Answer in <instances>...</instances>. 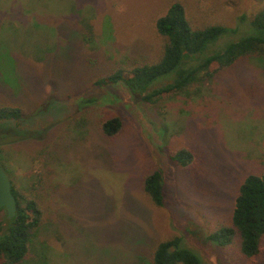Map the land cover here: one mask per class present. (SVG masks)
Segmentation results:
<instances>
[{
  "label": "rangeland",
  "instance_id": "1",
  "mask_svg": "<svg viewBox=\"0 0 264 264\" xmlns=\"http://www.w3.org/2000/svg\"><path fill=\"white\" fill-rule=\"evenodd\" d=\"M175 1L196 27H236L264 8V0H0V106L26 116L19 129L0 120V165L46 212L37 239L47 248L35 246L33 264H154L156 244L173 239L203 264H264V238L250 258L236 237L209 239L231 225L244 180L264 174V56L154 102L122 81L96 83L159 58L156 20ZM116 115L123 128L108 137L102 124ZM181 149L193 154L188 165L170 162ZM155 168L162 206L143 185Z\"/></svg>",
  "mask_w": 264,
  "mask_h": 264
},
{
  "label": "trees",
  "instance_id": "2",
  "mask_svg": "<svg viewBox=\"0 0 264 264\" xmlns=\"http://www.w3.org/2000/svg\"><path fill=\"white\" fill-rule=\"evenodd\" d=\"M246 23L241 28L240 25ZM158 33L164 38L162 54L152 62L134 67H119L115 72L96 81L99 85L124 82L134 95L150 102L163 97L164 93L189 91L192 86L213 80L219 70L227 69L249 56H264V8L248 18L241 19L236 27L220 23L196 27L190 20L186 5L172 2L156 20ZM218 65L217 68H213ZM130 74L124 76V70ZM26 118L19 106H0V120L19 123ZM123 120L119 115L102 124L103 133L112 137L120 133ZM192 153L181 149L168 154L170 162L188 165ZM17 201V211L8 218L5 209L0 219V260L2 264H33L45 241L37 239V229L46 219L40 200L18 188L11 180ZM144 190L151 201L164 205V176L160 168L145 176ZM237 238L241 253L254 257L261 250L264 238V174H250L242 183L231 216V225L222 226L209 236L215 243ZM36 257V258H37ZM154 264H203L201 256L193 249L175 240L159 241L152 254Z\"/></svg>",
  "mask_w": 264,
  "mask_h": 264
},
{
  "label": "water",
  "instance_id": "3",
  "mask_svg": "<svg viewBox=\"0 0 264 264\" xmlns=\"http://www.w3.org/2000/svg\"><path fill=\"white\" fill-rule=\"evenodd\" d=\"M7 210L8 218H13L17 211L16 197L12 191L11 179L0 165V208Z\"/></svg>",
  "mask_w": 264,
  "mask_h": 264
}]
</instances>
